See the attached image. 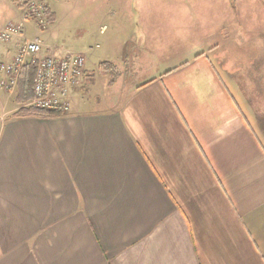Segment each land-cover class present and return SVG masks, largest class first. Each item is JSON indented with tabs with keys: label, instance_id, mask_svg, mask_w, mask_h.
Segmentation results:
<instances>
[{
	"label": "crops",
	"instance_id": "obj_1",
	"mask_svg": "<svg viewBox=\"0 0 264 264\" xmlns=\"http://www.w3.org/2000/svg\"><path fill=\"white\" fill-rule=\"evenodd\" d=\"M232 1L98 2L102 106L87 65L68 113L0 92V264H264V0Z\"/></svg>",
	"mask_w": 264,
	"mask_h": 264
},
{
	"label": "built area",
	"instance_id": "obj_2",
	"mask_svg": "<svg viewBox=\"0 0 264 264\" xmlns=\"http://www.w3.org/2000/svg\"><path fill=\"white\" fill-rule=\"evenodd\" d=\"M19 22H8L0 27V42L16 40L18 47L11 61L0 60V89L8 94L16 89L18 77L27 62L35 68L32 92L33 98L27 106L45 110L70 111V93L81 86L89 74L80 54L68 52L54 55L45 47L40 35L27 36L26 23H31L37 32L49 25V8L45 0H23ZM104 28H101L103 31ZM43 50L45 54L43 53ZM50 53H47V52Z\"/></svg>",
	"mask_w": 264,
	"mask_h": 264
},
{
	"label": "rangeland",
	"instance_id": "obj_3",
	"mask_svg": "<svg viewBox=\"0 0 264 264\" xmlns=\"http://www.w3.org/2000/svg\"><path fill=\"white\" fill-rule=\"evenodd\" d=\"M48 2L51 8L56 12L57 19L55 23H50L46 30L37 32L33 29L32 24L28 22L26 23L27 36L32 37L31 35L35 34L41 35L44 49L45 47H48V49L52 53L54 52L56 56H63L68 52L76 54L82 53L80 55L84 58V64L87 65L88 70L94 74V84L90 85L86 90H83V94L88 96L89 100H96V102L101 100L102 103L100 106L104 105L105 98L109 96L112 89H117V86L119 85V83L116 82L118 75L102 72L99 67V63L103 61L100 57L108 45L107 39L109 38V32L106 37L102 35V33H95L93 29L90 31L88 26L91 22L90 14L97 11L96 5H98V2H101L107 10L110 0H94V2L93 0H48ZM240 5L241 2H239V0H236V3L235 0L232 1L231 7H228V18L230 15L235 16L239 13H232L231 11L235 9L239 11ZM98 7H100V5ZM102 7L99 8V11L101 12L104 11ZM18 14H20V11ZM50 14L49 9V18L51 17ZM19 17L20 16L14 19L10 11L0 7V25L2 24L0 27L4 26L9 21L16 23L19 22ZM112 46L113 47L109 50L108 54L110 57H115L117 54L115 50L117 42H113ZM43 53L45 54L44 50ZM115 67L116 70L122 71V67L119 64H115ZM109 78H111L110 83L107 82ZM15 91L16 89L8 94L4 89H0V92L5 95V98H8L3 104V106H6V109L16 106L14 102ZM24 106H26V104Z\"/></svg>",
	"mask_w": 264,
	"mask_h": 264
},
{
	"label": "trees",
	"instance_id": "obj_4",
	"mask_svg": "<svg viewBox=\"0 0 264 264\" xmlns=\"http://www.w3.org/2000/svg\"><path fill=\"white\" fill-rule=\"evenodd\" d=\"M16 6L21 9L24 5L23 0H15ZM99 67L102 71H108L109 74H114L116 70L115 66H112L110 63L103 62L99 64ZM116 74L118 72H115ZM35 74V68L30 63L27 62L17 81L16 91L14 94V102L18 105L17 110L14 112L16 117H26V116H41V117H51L61 114L60 110H45L34 108L32 106H24L26 103L32 100L33 92V77Z\"/></svg>",
	"mask_w": 264,
	"mask_h": 264
},
{
	"label": "bare ground",
	"instance_id": "obj_5",
	"mask_svg": "<svg viewBox=\"0 0 264 264\" xmlns=\"http://www.w3.org/2000/svg\"><path fill=\"white\" fill-rule=\"evenodd\" d=\"M47 53H50L49 51ZM54 54V53H53ZM55 55V54H54Z\"/></svg>",
	"mask_w": 264,
	"mask_h": 264
}]
</instances>
